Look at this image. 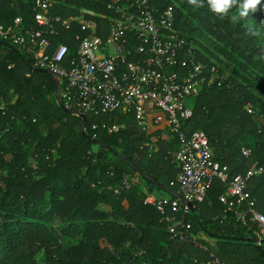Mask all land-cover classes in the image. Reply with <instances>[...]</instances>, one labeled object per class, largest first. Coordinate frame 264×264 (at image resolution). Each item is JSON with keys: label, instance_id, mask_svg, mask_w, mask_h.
Listing matches in <instances>:
<instances>
[{"label": "trees", "instance_id": "16d2710c", "mask_svg": "<svg viewBox=\"0 0 264 264\" xmlns=\"http://www.w3.org/2000/svg\"><path fill=\"white\" fill-rule=\"evenodd\" d=\"M34 2L0 0V22L12 24L19 16L25 26L32 25ZM148 2L157 13L173 9L174 28L185 40L184 56L189 48L206 70L214 65L221 76L201 86L192 99L185 131H205L209 150L227 166L229 176L262 167L247 190L255 207L264 210V0L256 12L236 23L231 16L238 15V6L220 19L207 0H198L201 6L188 0ZM107 4L54 0L51 13L68 17L83 12L105 38L116 15ZM78 32L74 23L54 41L68 44L73 54V35ZM20 54L32 65L29 55ZM20 54L0 45V264H196L212 259L218 264H263L264 241L258 244L252 228L233 211H225L218 200L224 189L220 179L212 181L203 201L194 203L174 236L162 214L144 201L150 193L160 196L156 192L176 198L129 163L177 190L171 181L179 171L173 158L179 143L169 133L164 113L151 114L144 131L129 112L86 113V137L81 119L56 103L51 75L33 70ZM178 69L187 71L184 66ZM101 122H125L129 127L110 133ZM145 142H154V149L148 151ZM124 175L138 180L120 188ZM176 216L182 222L183 210ZM57 219L59 224H53ZM198 232L230 241L243 260L227 263L216 257L218 249L195 237Z\"/></svg>", "mask_w": 264, "mask_h": 264}, {"label": "built area", "instance_id": "2783aa9c", "mask_svg": "<svg viewBox=\"0 0 264 264\" xmlns=\"http://www.w3.org/2000/svg\"><path fill=\"white\" fill-rule=\"evenodd\" d=\"M53 7L54 0H35L33 24L25 26L19 16L12 24L0 22V40L10 42L18 51L29 55L33 66L59 77L60 96L69 110L85 116L86 113L99 115L122 110L132 113L135 125L143 131L147 129L151 114L164 113L168 131L179 143L173 154L179 171L171 185L177 184L176 191L194 204L205 199L215 178L220 179L224 189L218 200L225 204V211H233L237 220L252 228L257 243L261 244L264 241V210L255 207L247 186L253 175L262 172V167L229 176L227 166L214 159L209 150L205 131L196 128L187 132L183 127L192 115L191 101L200 87L221 76L214 65L206 70L189 48L184 56L185 40L174 28L173 9L166 7L157 13L148 0H108L107 7L116 15L111 18L106 37L101 38L95 22L85 18L83 12L60 17L51 13ZM74 23L79 25L81 33L73 35L77 45L70 54L68 44L55 42L54 36H59L61 30L71 29ZM179 66L187 67V71L182 72ZM97 126V123L92 124V127ZM101 127L115 133L129 125L101 122ZM143 146L148 151L153 150L154 142H145ZM133 180H138V176L124 175L120 188H129ZM144 201L156 207L167 222L168 231L176 235L177 226L184 225L176 216L184 210L183 202L153 193L147 194ZM189 227V223L185 225L186 231ZM179 234L184 237L181 230ZM262 261L264 264V256ZM195 262L219 263L217 259Z\"/></svg>", "mask_w": 264, "mask_h": 264}, {"label": "water", "instance_id": "95a60500", "mask_svg": "<svg viewBox=\"0 0 264 264\" xmlns=\"http://www.w3.org/2000/svg\"><path fill=\"white\" fill-rule=\"evenodd\" d=\"M0 45L6 46V47L12 49L14 52L20 54V52L17 50V48L14 47V46H13L10 42H8V41L0 40ZM20 56H21V58L24 60V62H26L27 64H29L28 61L26 60V58H25L23 55L20 54ZM29 66H31L33 70L45 71V72H48V73L51 75L52 80H53V82H54V93H53V96H54V99H55L56 103H57L60 107H62L64 110H66L68 113H70V114H72V115H75V116H78V117L81 119V132H82L86 137H89V135L87 134V132H86V130H85V125H86V116H85V114H84V113H81V112H77V111H73V110H69V109L65 108V106H64V104H63V102H62L61 96H60L59 77H58L55 73H53V72H51V71H49V70H46V69H43V68H39V67H35V66H33V65H30V64H29ZM92 139H93L97 144H99V145H101V146L107 148L108 150H113L110 146H108V145L102 143L99 139L94 138V137H92ZM129 163H130V165H131L133 168H135L138 172H140L141 174H143L146 178H148V179H150L151 181H153L158 187H160L161 189H163L166 193H168V194H170V195H172V196H174V197L180 199V200L183 202L185 208H184V211H183L182 221L184 222V221H185V218H186V215H187V213H188V211L191 210V209L194 207V204L191 203V202H189V201H187V200H185V199L181 196V194H179L177 191H174V190H171V189L165 187L163 184H161L159 181H157L153 176H151V175H149V174L143 172L140 168L136 167L131 161H129Z\"/></svg>", "mask_w": 264, "mask_h": 264}, {"label": "clouds", "instance_id": "9594fccd", "mask_svg": "<svg viewBox=\"0 0 264 264\" xmlns=\"http://www.w3.org/2000/svg\"><path fill=\"white\" fill-rule=\"evenodd\" d=\"M189 4L201 6L198 0H188ZM208 5L213 13L224 19L233 6H238V15L231 16L233 23L242 20L249 15L250 12H256L261 0H207Z\"/></svg>", "mask_w": 264, "mask_h": 264}, {"label": "rangeland", "instance_id": "374dc122", "mask_svg": "<svg viewBox=\"0 0 264 264\" xmlns=\"http://www.w3.org/2000/svg\"><path fill=\"white\" fill-rule=\"evenodd\" d=\"M206 43L208 44L209 47H212V44L208 40H206ZM215 51H217V50H215ZM49 99L52 100V96L51 95H49ZM156 194L157 195H161V196H166V194L163 193V192H160V193L156 192ZM52 223L53 224H59V220L58 219L57 220H52ZM232 232H229V233L234 234L235 233V229H232ZM194 236L202 238V240L206 241V244L209 247L213 246V248L218 249L217 254L215 252H213V251L212 252L214 254H216V257H219L222 260H225L227 263H229V262H231V263L232 262H236L237 263V262H241L243 260V258H241V257H243L241 252H239L238 249L235 250L234 246L229 244L230 241L225 240L224 238H219L218 237V238H216L217 239L216 240L215 238H211V237L207 236V234H205L203 232H198Z\"/></svg>", "mask_w": 264, "mask_h": 264}, {"label": "crops", "instance_id": "0c3cea01", "mask_svg": "<svg viewBox=\"0 0 264 264\" xmlns=\"http://www.w3.org/2000/svg\"><path fill=\"white\" fill-rule=\"evenodd\" d=\"M161 196V195H160ZM184 211V210H183ZM203 237V236H202Z\"/></svg>", "mask_w": 264, "mask_h": 264}]
</instances>
